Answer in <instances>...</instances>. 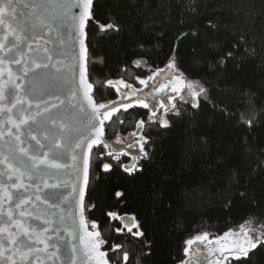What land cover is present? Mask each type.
I'll use <instances>...</instances> for the list:
<instances>
[{
  "label": "trees",
  "instance_id": "obj_1",
  "mask_svg": "<svg viewBox=\"0 0 264 264\" xmlns=\"http://www.w3.org/2000/svg\"><path fill=\"white\" fill-rule=\"evenodd\" d=\"M109 23L119 30L101 29ZM87 33L89 78L98 104L118 97L107 81L140 87L137 77L146 79L173 58L177 76L210 82L194 120L170 122L168 129L145 123L142 134L150 144L145 145L148 159L137 162L142 171L129 175L102 144L94 147L85 210L111 264L118 255L120 264H181L188 239L241 231L249 220L264 223V216L238 197L231 211L224 207L238 187L264 201V0H96ZM241 36L246 43L236 50V59L213 72L209 65ZM137 60L144 63L137 67ZM149 114L139 106L119 110L105 123L106 140L130 136ZM120 160L130 165L126 155ZM107 162L113 164L111 172L103 170ZM110 212L129 220V227L138 225L132 233L144 236L129 233ZM113 244L124 246L129 262L111 250ZM253 260L264 264V253Z\"/></svg>",
  "mask_w": 264,
  "mask_h": 264
},
{
  "label": "snow or ice",
  "instance_id": "obj_2",
  "mask_svg": "<svg viewBox=\"0 0 264 264\" xmlns=\"http://www.w3.org/2000/svg\"><path fill=\"white\" fill-rule=\"evenodd\" d=\"M92 8L93 0H0V264H109L106 253L100 250L105 243L100 233L88 231L84 189L79 187L81 176L83 185L88 184L93 147L102 144L109 150L107 156L125 173L140 172L142 169L135 162L149 157L145 145L150 140L142 134L145 123L168 129L170 122L185 117L194 120L201 111L202 100L208 99L210 89L206 83L210 82L187 79L180 73L170 75L169 83L152 86L148 93L132 89V85L120 80L116 83L132 89L123 97L128 103L121 101L119 107L96 103L90 95L93 86L87 80L84 42ZM100 27L119 30L112 23ZM68 36L71 42L66 39ZM241 43H246L243 36L220 60L209 65L212 71H219L229 59L235 60ZM134 63L140 67L144 61ZM12 65L17 66L15 72ZM175 67L173 58L167 68ZM235 68L240 70L242 64L237 63ZM158 75L159 70L146 79H137L147 88L148 81ZM107 83L114 84L112 80ZM170 85L172 95L167 91ZM133 104L148 109L150 114L147 121L136 124L140 138L135 145H139L142 156H134L133 163L125 165L120 160L124 150L103 139L104 122L119 108L126 111ZM137 134L133 132L131 136ZM117 143L123 142L118 139ZM135 145L129 143L127 147ZM102 167L105 172L113 170L111 162ZM122 195L116 193L117 197ZM231 197L224 205L229 211L233 198L238 197L246 202V207L264 216V201L255 196L249 198L247 189L241 191L238 187ZM108 215L121 219L115 212ZM246 224L247 228L241 225L243 242L222 243L231 233L213 241L204 232L185 242V255L194 243L207 241L212 245L206 246L207 252L215 258L198 257V264H224L230 256L237 264H254L253 258L264 253V223L249 220ZM125 227L132 233V227L138 225ZM92 228H96L95 222ZM80 229L83 235L79 234ZM132 234L144 236L141 231ZM111 250H119L122 260L129 262V252L122 244H113ZM116 264H120L119 255ZM181 264H191V260ZM255 264L261 262L257 260Z\"/></svg>",
  "mask_w": 264,
  "mask_h": 264
},
{
  "label": "water",
  "instance_id": "obj_3",
  "mask_svg": "<svg viewBox=\"0 0 264 264\" xmlns=\"http://www.w3.org/2000/svg\"><path fill=\"white\" fill-rule=\"evenodd\" d=\"M95 2H96V0H93V6H94V3H95ZM89 20H90V19H89ZM88 23H89V21L87 22V24H86V26H85L86 38H85L84 42H85V44H86V46H87V80H88L89 83H91L90 78H89V69H88V59H89V49H88V43H87V39H88V33H87ZM66 39H68L69 42H71V37H70V36L66 37ZM48 46H49V47H52L53 45H52V44H49ZM76 47H77V50H78V48H79V43H78V41H77ZM12 68H13V71H14V72L17 70V66H16V65H12ZM170 75L177 76V74H176V67H175V69H168L167 66H166V67L160 69V70H159V75L156 76L154 79L148 81L149 87H147V88L144 87V85H142V84H141V87H140V88H138V87H136V86H134V85H132V84H130V85H132V89L142 90L143 93H148V92L151 91L152 86H154V85H158V84H160V83H169V81H168V77H169ZM17 82H18V83H21V84L24 83V81H17ZM116 82H118V81H116ZM116 82H114L113 85H109V84H108L109 86H111L112 88L115 89V91H116V93H117V95H118L117 99L111 101V102H115V105L111 104L110 102H109V103H104V104H108L109 107H112V106L119 107V104L121 103V101H123L124 103H128L127 100H123V97H124V95H125L126 93H130V92L132 91V89H127V88H125L123 85H120V84H118V83H116ZM91 84H92V83H91ZM127 84H129V83H127ZM92 86H93V87H92V91H91L90 95L93 97L94 101H95L96 103H98L97 100H96L95 97H94V91H95V89H94V85L92 84ZM177 86H178V85H177ZM4 87H5V89H7L8 85H7V84H4ZM118 89H119V91H118ZM167 91H168L169 95H172V93H171V85H170V87H169V89H168ZM138 94H139V93H138ZM132 99L134 100L135 97H132ZM148 99H149V101H150V103H149V107L151 108V107H152L151 97H149ZM85 103H86V101H85ZM136 106L141 107V106L138 105V104H133L132 107H136ZM130 108H131V107H130ZM128 109H129V108H128ZM119 110H124V109H123V108H119ZM102 111H103V110H102ZM117 112H118V111H117ZM117 112L113 113L112 116H113L114 114H116ZM108 121H109V120H106V121L104 122V133H105V134H104L103 139H104L105 142H107V143H109V144H112L113 147L117 149V148H118V146H117V144H118L117 141L108 142V141L106 140L105 123L108 122ZM136 133H139V129L136 130ZM137 135H138V134H137ZM132 138H133V137H132ZM132 138L129 137V138L127 139V142L130 141ZM96 146H98V145H96ZM96 146H94V147H96ZM135 146H136V145H135ZM94 147H93V149H94ZM93 149H92V151H93ZM107 151H109V150L107 149ZM124 153H125L127 156H130V157H131V155L129 154V152H127V151L124 150ZM121 155H123V154H121ZM135 156H142V153H140V151H139V145H138V153H137ZM133 157H134V156H133ZM91 158H92V153H91ZM132 163H133V160L131 161L130 164H132ZM135 163L137 164V161H136ZM90 171H91V169H90ZM90 171H89V177H88V184H87V186H84V185H83V177H82V176H81V181H80V185H79V187H83V189H84V194H83V203H84V207H85V202H86V198H87V194H88V188H89V183H90ZM5 207H7V205H5ZM75 214H76V219H77V223H78V222H79V215H80V213H79V207H78V206L75 207ZM84 218H85V220H86V222H87V228H88V231H89V232L98 231V230H92V229L90 228V226H89V224H88V221H87L86 210H84ZM120 221H121V223H122L124 226L130 223L129 220H125V219H121ZM132 222H133V221H132ZM133 224H134V223H133ZM98 232H99V231H98ZM99 233H100V232H99ZM226 233H231V235L227 238L226 241H222V243H229V244H231V243H234V242H242L243 235H242L241 231H239V232L231 231V232H226ZM79 234H80V235H83V229H80ZM223 236H224V234L221 235V236H219V237H223ZM216 238H218V237L211 238V237L209 236V239H211V240H213V241H215ZM76 243H79V240H77ZM206 246H207V247H212V245H208L207 241H205L203 244H201L200 242H196V243H194V244L190 247V250H189L188 255H187V256L185 255V259H184V261L187 262V261L190 259V260H191V264H198V259H197L198 257L208 256V258H209L210 260H211V259H214L215 257L211 256V255L207 252ZM217 246H218V245H217ZM187 247H188V246H187ZM100 250L106 253V257H105V258L108 260L109 264H111V262H110V260H109V257H108V252H106V251L102 248L101 245H100ZM230 259H234V257L230 256V257L228 258V260L224 261V264H227V262H228ZM93 264H94V262H93Z\"/></svg>",
  "mask_w": 264,
  "mask_h": 264
},
{
  "label": "flooded vegetation",
  "instance_id": "obj_4",
  "mask_svg": "<svg viewBox=\"0 0 264 264\" xmlns=\"http://www.w3.org/2000/svg\"><path fill=\"white\" fill-rule=\"evenodd\" d=\"M141 87V86H140ZM140 87H138V88H140ZM136 132V131H135ZM132 138L130 141H128L127 142V139L128 138ZM139 138H140V131H139V133H138V135H136V136H127V137H125V138H122V139H119L120 141H122L123 143H118L117 144V146H118V148L117 149H123V150H125V151H127V152H129V154L131 155V157L130 156H127L126 154H123V155H126L128 158H130V163H131V161L133 160L132 158H133V156H135L137 153H138V145H136V146H134L133 148H128L127 147V145L129 144V143H133L134 145H135V141L136 140H139ZM118 140V139H117ZM117 140H114V141H117ZM111 142H113V141H111ZM138 162V161H137Z\"/></svg>",
  "mask_w": 264,
  "mask_h": 264
},
{
  "label": "rangeland",
  "instance_id": "obj_5",
  "mask_svg": "<svg viewBox=\"0 0 264 264\" xmlns=\"http://www.w3.org/2000/svg\"><path fill=\"white\" fill-rule=\"evenodd\" d=\"M185 92H186V89H185ZM183 94V93H182ZM235 232H239L240 230H234Z\"/></svg>",
  "mask_w": 264,
  "mask_h": 264
}]
</instances>
